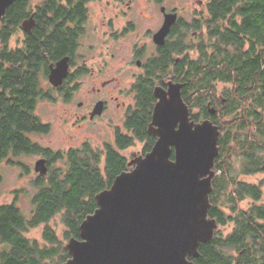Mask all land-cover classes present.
Instances as JSON below:
<instances>
[{"label":"trees","instance_id":"1","mask_svg":"<svg viewBox=\"0 0 264 264\" xmlns=\"http://www.w3.org/2000/svg\"><path fill=\"white\" fill-rule=\"evenodd\" d=\"M89 1L67 0L63 4L62 0H14L0 21V165L7 160L22 166L14 158L23 154L43 155L49 165L66 159L64 167L50 168L46 174L38 175L35 183L39 190L33 197L34 212L30 218L23 215L18 205L19 190L14 192V201L0 205V264H64L71 258L64 239L81 238L82 222L98 208L96 195L110 188L116 177L129 169L130 160L123 152L136 141L145 142L143 155L152 150L157 140L149 131L157 102L154 89L168 75L173 82L185 83L182 96L192 119L201 121L207 117L219 126V155L209 215L219 226L234 225L228 234L218 227L213 239L200 245L201 256L190 259L194 264H264V181L247 182L239 177L264 176V69L258 64L255 78L253 68L248 79L235 77L237 87L225 92L227 104L216 115L209 114L205 106L208 101L218 100L212 87L215 80H230L232 61L256 63L252 59L253 44L264 42V0H210L213 16L209 27L216 32L208 36L212 40L219 35L224 65L218 66L203 48L204 54L198 60L186 55L188 68L183 76L180 61L177 62L182 53L179 40H170L168 47H164L168 53L155 58L150 82L137 85L136 106L130 113L127 129L117 131L114 141L103 148L88 141L66 151L65 157L62 151L32 139L33 134H47L51 130L36 108L40 100L52 96L43 85L51 64L67 56L73 58L77 52L79 31L68 22L84 19ZM32 14L35 25L32 30H24L23 23ZM238 14L242 23L236 20ZM229 15L230 22H224ZM21 29L22 44H12L13 36ZM246 39L251 42L246 55L229 51L230 45L242 50ZM78 77H67V91L77 89L71 83ZM196 106L204 112L194 113ZM2 182L0 171V186ZM246 199L252 200L249 207L242 205ZM59 213L65 226L63 240L49 225ZM44 223V241L28 236V232Z\"/></svg>","mask_w":264,"mask_h":264},{"label":"water","instance_id":"2","mask_svg":"<svg viewBox=\"0 0 264 264\" xmlns=\"http://www.w3.org/2000/svg\"><path fill=\"white\" fill-rule=\"evenodd\" d=\"M13 2L0 0V21ZM177 17L165 14L156 43L165 44ZM33 24L31 18L23 27ZM50 67V83L62 85L69 57ZM183 86L170 81L167 88L155 87L152 150L134 157L130 168L96 195L98 208L82 222L81 238L69 240L71 258L64 264H194L190 258L200 257V245L213 239L219 224L209 215L210 194L220 129L212 120L192 119ZM47 162L39 159L36 171L46 174Z\"/></svg>","mask_w":264,"mask_h":264},{"label":"flooded vegetation","instance_id":"3","mask_svg":"<svg viewBox=\"0 0 264 264\" xmlns=\"http://www.w3.org/2000/svg\"><path fill=\"white\" fill-rule=\"evenodd\" d=\"M104 1L105 0H90L87 3L88 12L85 15V18L68 22V24L72 26V28H76L79 33L76 38L77 52L73 58L69 57V71L67 77L69 75L77 74L79 76L78 78H80L81 76L87 74H95L94 69H90L88 67L89 58L85 55L82 56L79 54V49H81L82 45H86L85 43H82L83 39L92 37L91 30L95 31L96 34L101 36V38L104 36L105 38L103 39L105 44L108 42L113 43L111 49H113L114 46L119 45L124 38L129 37L132 40L130 42L131 48L128 56H124L123 61L126 65L135 66L138 71L134 74V81L131 84L132 92L130 91L134 96V103L126 105V102L124 101L119 102L120 96L113 95V92H104V88H106V86L117 80L116 76L107 80H102L100 86L93 87L92 92L90 91V95H87L81 100L75 102L76 106L74 107L71 117V119H73L72 126H77L79 129L84 127L98 129L100 126H103L104 128L111 126L114 135L117 131L126 130L130 113L136 106V97L138 94L137 85L139 82H150V75L154 72L155 58H158L161 54L168 53V48L165 49L164 47H168V42L170 40H179V48L182 53L177 57V62L180 61V68L183 76L186 74L188 68L186 62L184 61L186 55L189 54L191 59L198 60L200 56L204 54L203 48H205L208 56L211 57V59L216 62L218 66L224 65L225 62L220 59L224 53L220 49L223 45L217 40L219 35H214V38L216 39H209L210 34L216 32L214 28L212 29L209 27V21L213 16L212 11L209 9L210 0H193V3L190 5V10L193 12V15L189 18L182 13V11H187V5L184 6V9H170L166 4L167 0H146V2L154 3L160 9L159 14L156 16L144 14L140 9L136 10L135 3L139 0H117L114 3L107 1V4H103ZM62 3L66 4L67 0H62ZM96 4L100 7V16L97 19H92L93 7H91V5ZM163 7L165 8V11H163ZM166 13H177L178 17L176 22L173 24L171 31L166 36L165 44H158L155 42L154 36L163 26ZM31 18H33L34 24L30 30L33 29L36 21L33 14L26 20ZM236 20L239 23H242L243 18L238 14L236 16ZM141 22L144 24H141ZM224 22H230V15ZM220 24L221 26L225 25L221 22ZM22 28L27 30L23 26ZM23 29L17 32V34L21 32L19 39L17 38L15 41L17 44H22L23 42ZM176 29L178 30L177 33H175ZM221 30H223V28H221ZM17 34L13 36L12 44H14V38ZM259 37L261 40V36ZM253 46L254 50L252 59L256 60V63L238 64L237 62L235 63L232 61V66L230 67L232 71L230 80H215L212 91H215L218 100L208 101L205 104L206 110L212 116L219 113L220 108L227 104L225 92L229 90L232 91L235 87H237V82L234 81L235 77L238 79L247 77L248 79L250 77L251 68H253V77L255 78V72L258 71L259 67L258 64H260L264 69V42L260 41L259 43L253 44ZM88 47L90 51L94 49L93 45ZM104 47L105 46L102 45V48ZM228 47H231L229 48V51L234 55H241L242 53L246 55L251 47V42L246 39V43L242 46L243 48L240 51L237 48L233 49V45ZM107 52L109 51L105 50V52H101L99 54L100 60H105L108 64V60L106 58L108 56ZM110 55L113 59L118 60L119 62L122 61L121 57L119 59L116 58L115 52H110ZM57 62H55V64ZM260 71L262 70L260 69ZM158 76L161 75L158 74ZM67 77L65 78L64 83L58 87L52 85L48 80V77L47 88L58 91L65 103H74L76 90L70 92L69 90L67 91L66 87H64ZM78 78L71 86L77 85L78 88ZM161 81L164 85L159 83L157 85L167 88L168 83L173 81V79H171V76L168 75L166 78H162ZM183 84L182 94L185 87V83ZM123 91L124 89L120 88L118 93L123 94ZM54 99L55 98L51 96L45 100L53 101ZM212 109L215 110L213 114L210 112ZM120 110L124 114L123 118L121 116L122 125H118L116 123V117L119 115L118 111ZM194 110L199 111L200 114L204 112V109L199 106H196ZM205 119L209 118L202 117L200 120L202 121ZM107 143L108 142H105L104 145Z\"/></svg>","mask_w":264,"mask_h":264},{"label":"rangeland","instance_id":"4","mask_svg":"<svg viewBox=\"0 0 264 264\" xmlns=\"http://www.w3.org/2000/svg\"><path fill=\"white\" fill-rule=\"evenodd\" d=\"M107 1L114 3L117 0H105L103 4H107ZM191 3H193V0L166 1V4L170 9H184V6L187 5V11H182V13L188 16V18L193 15V12L190 10ZM91 7H93L92 19H97L100 16V7L98 4L91 5ZM135 8L136 10H142L144 14H151L155 16L159 14L160 10L154 3L146 2V0H139L136 2ZM141 24L144 23L141 22ZM91 34V38L87 37L83 39L82 43H85L86 45H82L81 49H79V54L82 56L85 55L89 58L88 67L90 69L93 68L95 74H87L78 78L77 83L79 86L76 89L74 103H65L58 91L48 89L55 99L53 101H47L45 99L40 100L36 108V113L44 122L51 125V130L47 134H33L32 139L44 147L50 148L54 151H62L64 155L68 149L81 147L88 141H90L94 146L100 148L104 147L105 142L112 143L114 141V132L111 126H107L105 128L100 126L98 129L86 127L79 129L77 126H72L73 119H71V117L74 107L76 106L75 102L81 100L87 95H90V91L92 92L93 87L100 86L102 80H107L116 76L117 80L106 86V88H104V92H113V95L120 96L119 102L124 101L126 102V105L134 103V96L131 93V84L134 81L135 72L138 71L135 66L126 65L123 61L124 56H128L130 52V42L132 40L129 37L124 38L119 45L114 46L113 49H111L113 43L108 42L105 44L103 39L105 38L104 36L101 38V36L96 34L93 30H91ZM20 35L21 32L15 36L13 42L14 44L16 43L15 41L17 38L19 39ZM130 37L133 38L132 36ZM90 45L94 46V49L91 51L88 47ZM102 45L105 47L102 48ZM105 50L109 51L107 52L108 56L106 57L108 64L105 60H100L99 53L105 52ZM110 52H115L116 58L119 59L121 57L122 61L119 62L118 60L113 59ZM43 83L44 87L47 88V80ZM72 84L73 83H71V85ZM120 88L124 89L123 94L118 93ZM193 112L197 114L199 113L197 110H193ZM118 114L119 115L116 117V123L118 125H122V118L124 114L121 110L118 111ZM144 146L145 142L136 141L133 146L125 150L123 153L131 161L134 157L142 155ZM43 157L44 156L40 154H23L14 158L15 161L20 162L22 166L9 164L7 160L0 165V171L3 177V182L0 186V205L14 201L16 196L14 192L19 190L21 193L19 194L18 205L21 208L23 215L27 218H30L33 215V197L39 190L35 182L40 174L36 171L35 165L36 162ZM235 162L236 169H238L239 160L236 159ZM65 163V158L63 160L56 161L52 165H49L47 162L48 171L50 168L64 167ZM239 177L241 180L247 182L260 183L264 181V176L262 174H240ZM262 202H264V197ZM251 203V199H246L242 202V205L244 207H249ZM49 225L55 229L58 237L63 240L65 226L61 220L60 213L52 218ZM45 226L46 224L44 223L36 228H33L30 232H28V236L44 241L43 233ZM233 226V224H228L227 226L219 227L223 234H228L232 230ZM64 241L66 245L69 242V240L65 239Z\"/></svg>","mask_w":264,"mask_h":264}]
</instances>
